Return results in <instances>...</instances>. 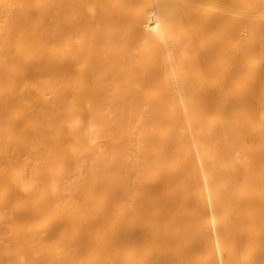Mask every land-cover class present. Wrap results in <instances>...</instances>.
Instances as JSON below:
<instances>
[{"label": "bare ground", "instance_id": "obj_1", "mask_svg": "<svg viewBox=\"0 0 264 264\" xmlns=\"http://www.w3.org/2000/svg\"><path fill=\"white\" fill-rule=\"evenodd\" d=\"M135 1L0 26V264L264 258V0Z\"/></svg>", "mask_w": 264, "mask_h": 264}, {"label": "rangeland", "instance_id": "obj_2", "mask_svg": "<svg viewBox=\"0 0 264 264\" xmlns=\"http://www.w3.org/2000/svg\"><path fill=\"white\" fill-rule=\"evenodd\" d=\"M3 1H4V0H3ZM3 1L0 0V3L3 2ZM10 1H12V0H6V1H4V2H7V4L4 3V5H3V4L0 5V16H1V17H0V18H1L0 21L2 22V23H0V26H1V27H4V24H5L6 22L9 23V21H10V19H11V15H13V12L11 13V11H12L11 9H13V11L16 10V9L13 7V4H12V3L16 2V6H15V7L17 8V5H19V4H17V3H19L20 0H16V1L13 0L12 3H10ZM88 1H89V0H88ZM140 1H141V0H136V1L134 2L135 7L138 8V9L135 8L136 10H142V8L144 7V4H143L144 1H141V2H140ZM149 1H150V0H149ZM149 1L147 0L148 3H149ZM166 1H170V0H166ZM201 1H202V2H201ZM207 1H208V0H206V1L198 0V2H197V0H190V1H189V0H187V1L184 0V2H187V3L191 2V6H193V7H194V6H203V7H204V5H205L204 8H207V7H208V8H210V9H213V8L217 7V8L214 9L215 11H216L217 9H221V8L223 7V5L221 6V5L218 4V3H214V0H213V2H211L212 0H211V1L209 0L210 2H207ZM137 2H139V3H137ZM147 2H146V3H147ZM163 2H164V1H163ZM173 2L180 3V2H182V0H174ZM192 2H194L195 5H194ZM205 2H206V3H205ZM89 3L91 4V0H90ZM141 3H142L143 5H142ZM146 3H145V4H146ZM148 3H147V4H148ZM200 3H201V4H200ZM203 3H205V4L203 5ZM90 4H89V5H90ZM134 4H133V5H134ZM147 4H146V5H147ZM151 4H153V0L151 1L150 5L148 4V5H149L148 8H150V9L152 8ZM210 4H211V5H210ZM215 4H216V5H215ZM9 5H10V6H9ZM133 5H132V7L134 8ZM189 5H190V3H189ZM208 5H209V6H208ZM212 5H214L213 8H212ZM11 6H12V8H11ZM150 6H151V7H150ZM206 6H207V7H206ZM220 6H221V7H220ZM90 7H91V6H90ZM145 8H147V6H146ZM147 10H148V9H147ZM2 11L5 12V13H3ZM6 11H7V13H6ZM150 11H151V12H150V16H151V18H152V15H151V14H152L153 9L150 10ZM218 11H219V10H218ZM218 11H217V12H218ZM14 12L16 13L17 11H14ZM148 12H149V11H148ZM91 13H93L92 15L95 16V12H91ZM3 15H4V17H6V18H4ZM14 15H16V14H14ZM14 15H13L12 19L15 21V19H14ZM9 16H10V18H9ZM150 16H149V17H150ZM3 18H4V19H3ZM15 18H16V17H15ZM6 19H7V20H6ZM8 19H9V20H8ZM12 19H11V21H12ZM3 20H4V21L6 20V21L4 22ZM11 21H10V22H11ZM12 22H13V21H12ZM8 23L5 24V26L8 25L9 27H11V24H13L14 22L11 23V24H8ZM8 26H6V27H8ZM1 27H0V28H1ZM9 27H8L7 30H9ZM3 30H4V31H3ZM3 30H2V28L0 29V55H1V56H0V65H1V64H4V60H5V58L7 57V55H6V54H8V53H7V49H6L7 46H6L5 44H7V42L10 40V39L8 38L6 42L3 41L4 39H6V38H5V37H6V36H5L6 34L4 35V33H5V29L3 28ZM6 33H7V32H6ZM7 35H8V37H9V35H10L9 32L7 33ZM1 36H2V37H1ZM10 37H11V36H10ZM4 42H5V43H4ZM3 46H5V47H3ZM7 48H8V47H7ZM2 52H3L4 54H3ZM5 52H6V53H5ZM5 55H6V56H5ZM1 66H2V65H1ZM1 66H0V67H1ZM177 71H178V72H177ZM177 71H176V75H178L177 78L180 79L181 76H182L183 74H181L179 71H182V70H177ZM179 73L181 74V76H180ZM179 76H180V78H179ZM225 232H226V230H225ZM225 232H224V233L222 232V233H223V236H224ZM228 236H229V235H228ZM241 236H242L241 241L237 244V246L239 245V248H240L241 250H239V248L236 247V248L239 250V251H238V250H236L235 247H233V246H234V242H236V241H235V239L231 240L230 237L227 238V239L225 238V239H226V242H228V243H227L228 247H233V248H235L234 251L236 250V251L240 252V254L243 253V252L246 254L250 248H251V251L254 250V249H252V248L255 247V243H254V242H250V241H248V239L246 238L245 234H243V235H241ZM224 237H225V236H224ZM227 240H228V241H227ZM229 241H230V242H233V243H229ZM232 244H233V245H232ZM235 244H236V243H235ZM230 245H232V246H230ZM251 245H252V246H251ZM246 246H247L248 248H246ZM249 247H250V248H249ZM242 249H244V250H242ZM246 249H247V251H246ZM244 253H243V254H244ZM252 253H253V251H252ZM245 254H244V255L241 254L240 256L245 257V256H246ZM225 255H226V256H225ZM237 255L239 256V254H237ZM227 256H228L227 254H223V257H224L225 261H228V262L230 261L229 263H231V264H234V263L238 264V263H240L241 261H243V259H244V261H243L242 263L245 262V258H242V259H241L240 256H239V257H240L241 261H236V262H235L234 259H232L230 256H229V257H227ZM226 257H227V258H226ZM228 258H229V259H228ZM238 259H239V258H238ZM240 259H239V260H240ZM255 259H256V260L258 259V261H259V262L257 261L258 263H256V264H261V263H262L261 260H264V258H262V259L255 258ZM260 261H261V262H260ZM253 262H256V261H254V259H253L252 262H251L250 264H252ZM263 263H264V261H263ZM244 264H248V263H244ZM253 264H255V263H253Z\"/></svg>", "mask_w": 264, "mask_h": 264}]
</instances>
